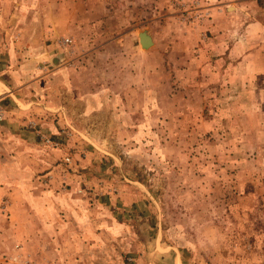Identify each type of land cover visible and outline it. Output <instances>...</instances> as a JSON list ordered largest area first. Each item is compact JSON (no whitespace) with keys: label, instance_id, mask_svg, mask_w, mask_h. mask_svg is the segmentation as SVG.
<instances>
[{"label":"rangeland","instance_id":"374dc122","mask_svg":"<svg viewBox=\"0 0 264 264\" xmlns=\"http://www.w3.org/2000/svg\"><path fill=\"white\" fill-rule=\"evenodd\" d=\"M0 62L25 64L0 99V264L69 230L105 264H264V0H0Z\"/></svg>","mask_w":264,"mask_h":264},{"label":"crops","instance_id":"0c3cea01","mask_svg":"<svg viewBox=\"0 0 264 264\" xmlns=\"http://www.w3.org/2000/svg\"><path fill=\"white\" fill-rule=\"evenodd\" d=\"M43 57V54L41 55ZM25 64L20 65V67L11 64L5 66L0 62V99L12 98L17 101V97L12 94V89L10 85H17L21 79H24L25 74ZM12 87V86H11ZM18 111V110H17ZM19 113V112H18ZM25 225V224H23ZM42 227H46V224H40ZM90 225V224H88ZM94 225V224H93ZM97 224L94 225V227ZM115 224H113L114 226ZM65 224H53L51 227L53 229H60L64 227ZM78 229L83 231L88 226L87 224H78ZM60 232V231H59ZM58 231L55 232V239L52 240V254L47 255L44 248H40V252L36 253L37 258L43 262L39 264H105V260H102L101 257H97L95 248L99 247L103 243L99 238L98 230H95L96 233L89 234L90 237L80 234L79 236L73 235L70 230L66 233L65 237L58 236ZM98 232V233H97ZM142 240V239H141ZM65 246V248H63ZM147 248V249H146ZM166 250L160 249L158 246L155 247V250L152 251L150 248L145 247L142 251L132 253V260H135V264H181L178 261V255L172 254V258L169 256V252ZM91 254V256H90ZM100 260L102 262H100ZM113 264V263H111Z\"/></svg>","mask_w":264,"mask_h":264},{"label":"water","instance_id":"95a60500","mask_svg":"<svg viewBox=\"0 0 264 264\" xmlns=\"http://www.w3.org/2000/svg\"><path fill=\"white\" fill-rule=\"evenodd\" d=\"M139 44L142 48H148L153 44L152 36L147 29H143L138 33Z\"/></svg>","mask_w":264,"mask_h":264},{"label":"built area","instance_id":"2783aa9c","mask_svg":"<svg viewBox=\"0 0 264 264\" xmlns=\"http://www.w3.org/2000/svg\"><path fill=\"white\" fill-rule=\"evenodd\" d=\"M5 111L1 105V100H0V121L4 118ZM24 264H38L34 261H31L30 259H27L24 261Z\"/></svg>","mask_w":264,"mask_h":264}]
</instances>
